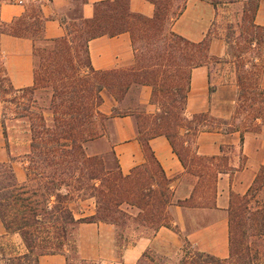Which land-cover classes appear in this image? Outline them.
Here are the masks:
<instances>
[{
	"label": "trees",
	"instance_id": "1",
	"mask_svg": "<svg viewBox=\"0 0 264 264\" xmlns=\"http://www.w3.org/2000/svg\"><path fill=\"white\" fill-rule=\"evenodd\" d=\"M6 1L0 0V7ZM147 1L154 6L152 18L130 13L129 0L97 3L91 19H83L76 10L72 22L60 20L65 34L58 39L43 37L45 19L41 6L28 8L10 23L0 20V36L33 41L34 74L33 87L16 90L0 59V93L29 96L22 113L15 117L26 121L29 133L24 182L17 181L11 161L0 162V222L6 235L19 236L24 252L11 257L0 254V263L39 264L41 257L62 255L66 264H104L79 257L76 232L81 224L104 223L122 232L140 227L153 232L161 227L174 230L169 207L212 208L218 177L230 171L227 157L199 156L187 150L185 144H190L202 128H227L224 130L240 132L242 140L243 133L251 130L247 126L249 121L256 128L264 125V90L260 88L264 74V26L254 24L259 2L246 1L240 22L226 27V57L217 59L208 56L209 42L216 35L214 30L200 43H191L170 30L187 0ZM75 2L80 5L85 0ZM122 33L130 35L133 68L94 70L89 62L88 43L97 37ZM210 62L234 65L237 105L229 120H216L208 114L188 120L185 102L190 72ZM132 84L151 87L155 114L144 116L129 108H113L110 115L100 111L103 93L120 103ZM38 92H48L47 103L39 102ZM2 101L14 103V99ZM134 113L137 139L146 163L123 175L113 143H109L108 122ZM1 127L6 138L4 119ZM185 129L193 132L191 140L178 141L180 130ZM157 136L168 140L185 171L196 179L189 199L173 201L171 181L149 147V140ZM88 143H108L116 170L105 161L103 153L87 154ZM89 201L93 202L92 214L85 208ZM228 230L229 258L199 252L183 239L177 264L260 263L259 251L254 248L259 247L256 239L264 240V164L243 196L231 194ZM122 240L123 234L117 233V247L126 246V240L124 245ZM109 264L125 263L120 254ZM136 264L170 263L167 257L154 258L147 252Z\"/></svg>",
	"mask_w": 264,
	"mask_h": 264
},
{
	"label": "crops",
	"instance_id": "2",
	"mask_svg": "<svg viewBox=\"0 0 264 264\" xmlns=\"http://www.w3.org/2000/svg\"><path fill=\"white\" fill-rule=\"evenodd\" d=\"M114 0H85L78 4L75 0H7L0 7V20L10 23L20 17L28 8L41 6L45 19L43 37L58 39L64 36L65 28L60 20L66 23L73 21V12L79 10L83 19H91L97 3ZM212 1H217L213 5ZM248 0H187L185 9L174 21L170 30L191 43L202 42L213 30L215 24L225 23L236 26L242 18L244 3ZM259 2L254 16V24L264 26V0ZM129 12L152 18L154 6L147 0H129ZM209 42V58L224 59L226 47L221 30H217ZM33 41L29 38H17L8 35L0 36V59L11 86L16 89H27L34 85L33 74ZM88 56L92 68L96 71H128L134 66V51L130 35L122 33L114 37L101 36L88 43ZM215 64L193 68L189 77V90L185 102V116L190 120L199 114H208L216 120H229L237 105V87L235 74L225 75L220 81L213 82V66ZM223 80V81H221ZM264 90V74L260 81ZM103 104L100 111L106 115L113 108H129L135 113L151 116L157 112L152 102V89L146 84H132L124 99L118 103L108 93H103ZM135 113L122 117H114L108 122L109 137L113 143V151L118 167L123 175H128L136 167L146 163L141 144L137 139ZM192 131L180 130L182 137H192ZM187 141V140H186ZM186 143V142H185ZM90 144H86L89 155ZM188 146V142L185 144ZM149 147L171 181L173 201L189 199L196 179L189 175L173 152L168 140L157 136L149 140ZM190 147L197 155L203 157H227L229 172L220 174L216 182L215 204L212 208H187L172 205L169 213L174 230L165 227L151 232L147 228H133L134 238L128 240L122 251L125 264H136L145 253L167 257L169 263L183 245V239L199 252L219 259L229 258L228 208L231 194L243 196L264 164V125L257 132L246 131L241 140L240 132H229L220 129H201L192 137ZM99 153V152H97ZM6 159L0 162H6ZM25 174L17 171V181L24 182ZM92 214L93 208L90 209ZM81 239L115 247L116 228L113 225L81 224L78 226ZM93 233V234H89ZM3 234L0 232V235ZM102 247V246H101ZM104 248V247H102ZM60 257L44 256L39 264H62Z\"/></svg>",
	"mask_w": 264,
	"mask_h": 264
},
{
	"label": "rangeland",
	"instance_id": "3",
	"mask_svg": "<svg viewBox=\"0 0 264 264\" xmlns=\"http://www.w3.org/2000/svg\"><path fill=\"white\" fill-rule=\"evenodd\" d=\"M226 24H216V27H214V32L216 33L218 28L221 30V32L226 34ZM81 60L82 63L85 62L84 59V53H81ZM232 73L235 74V67L232 64L228 65H214L213 66V82L220 81V77L223 79L225 75H228ZM223 81V80H221ZM0 84H3L2 82V74L0 73ZM106 93V92H105ZM21 97H24L25 99L22 100ZM29 96L27 94H16L8 93L7 95H3L0 93V161L3 159H6V162L11 161L13 170L15 172V176L17 179V171H21L22 175L24 176V167L26 165L25 161V155L28 153L29 150V133H28V126L25 120H18L17 115L19 113H22V107L27 104L26 99H28ZM36 98L41 103L42 101L47 103L49 94L48 92H38L36 95ZM12 100L14 99V103H8L3 102L2 100ZM5 120V131H6V138L3 136V128L1 127V121ZM210 122V121H208ZM207 122V123H208ZM212 123V122H211ZM210 123V124H211ZM261 125V124H260ZM260 125L255 126L254 122L251 120L247 123V126L249 127L250 132H257L260 128ZM227 129V128H223ZM108 132H110L108 130ZM185 141V140H191V136L188 137H180L178 141ZM111 137L109 140V143H111ZM108 143H92L90 144L92 153H103L105 156V161L116 170V163L114 159L109 154V148ZM189 149L190 152L193 151L190 147V144L186 148ZM93 208V202L89 201L85 204V208L89 211V209ZM150 233L152 232L151 229H149ZM0 232L3 234L0 235V254L4 257H11L17 254H22L24 252V247L22 245V242L17 234H9L6 235L4 228L0 222ZM117 233L123 234V240L122 245L125 244L127 241L132 238H134V235L132 233V229L130 228L127 232L123 231L122 229L116 230V239H115V247L111 249L110 247H107L106 245H100L96 244L95 242L85 240L89 237V235H84L86 238L81 239L78 235V231L76 232V238H77V244H78V255L79 257L87 260H94V261H102L104 264H109L111 262H115L117 260V257L122 255V251L124 248L117 247ZM93 234V233H89ZM255 241L258 242L259 247H255L254 249H258L260 254V263L264 264V240L262 238L256 239ZM104 248H102V247ZM55 256V255H54ZM62 256V255H58ZM154 258H158L159 256L152 255ZM180 256L177 254L175 257L171 259L172 264H177ZM62 264H66L65 258L60 257ZM0 264H4L1 262ZM57 264V263H55Z\"/></svg>",
	"mask_w": 264,
	"mask_h": 264
},
{
	"label": "built area",
	"instance_id": "4",
	"mask_svg": "<svg viewBox=\"0 0 264 264\" xmlns=\"http://www.w3.org/2000/svg\"><path fill=\"white\" fill-rule=\"evenodd\" d=\"M17 2H18L19 4H22V0H17Z\"/></svg>",
	"mask_w": 264,
	"mask_h": 264
}]
</instances>
